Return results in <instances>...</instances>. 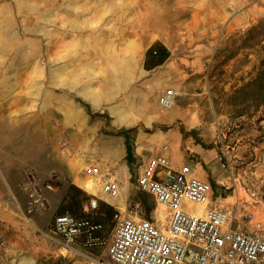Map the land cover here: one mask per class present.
<instances>
[{
  "label": "rangeland",
  "instance_id": "1",
  "mask_svg": "<svg viewBox=\"0 0 264 264\" xmlns=\"http://www.w3.org/2000/svg\"><path fill=\"white\" fill-rule=\"evenodd\" d=\"M263 101L264 0H0V264H90L54 231L61 212L107 242L117 211L165 220L128 154L142 131L264 225Z\"/></svg>",
  "mask_w": 264,
  "mask_h": 264
},
{
  "label": "built area",
  "instance_id": "2",
  "mask_svg": "<svg viewBox=\"0 0 264 264\" xmlns=\"http://www.w3.org/2000/svg\"><path fill=\"white\" fill-rule=\"evenodd\" d=\"M175 102L174 90L161 97L163 106ZM137 180L163 205L165 220L117 211L107 242L102 221L61 212L53 227L65 246L90 264H264L263 222L250 210H239V205L234 210L215 199L210 179L189 166L174 167L167 154L157 153ZM119 181L120 174L111 170L107 183L113 193L119 191ZM187 202L204 207L193 210L185 207ZM106 243L107 256L100 252Z\"/></svg>",
  "mask_w": 264,
  "mask_h": 264
},
{
  "label": "crops",
  "instance_id": "3",
  "mask_svg": "<svg viewBox=\"0 0 264 264\" xmlns=\"http://www.w3.org/2000/svg\"><path fill=\"white\" fill-rule=\"evenodd\" d=\"M162 136L167 137V138H173L174 137L172 133H167V131H163L162 132ZM157 137H158V132H156V133L155 132L154 133H148L146 131H142V132L138 133L137 138H136V144L134 145V149H132V152H133V156H134V159H135V163L138 166L139 173L144 169V167L146 166L149 158L151 156L155 155V152L152 149V142L156 141ZM196 149L200 153H203L201 146H200V148H199V146H196ZM169 151H170L169 155L168 154L167 155L170 157V159L172 161V164H175L178 167L181 166V164L178 163V162L181 161L178 152H176V151L173 152V150L171 151V148H170ZM205 155H204L202 161L205 162L206 165H209L210 156H209V154H205ZM127 167H129L128 164H127ZM194 173L196 175H198V176L202 175L200 177H204L205 176L204 178H207L206 175H208L204 171H201L200 167H198V166L194 167ZM207 179H209V176H208ZM0 182L4 186V189H6L7 181L5 179L3 180L1 176H0ZM193 204L198 205L197 206L198 209H200L201 206H202V204L200 205V203H193Z\"/></svg>",
  "mask_w": 264,
  "mask_h": 264
},
{
  "label": "bare ground",
  "instance_id": "4",
  "mask_svg": "<svg viewBox=\"0 0 264 264\" xmlns=\"http://www.w3.org/2000/svg\"><path fill=\"white\" fill-rule=\"evenodd\" d=\"M68 82H71L72 83V81L71 80H68ZM83 90H86V88L85 87H83L82 88ZM92 96H93V94L92 93H90ZM94 97V96H93ZM94 99V101L96 102V103H98V99L97 98H93ZM127 114H125V113H119L118 115H117V119L118 120H121V121H125L126 120V116ZM116 161V160H115ZM93 173V172H92ZM105 178V177H104ZM46 180H47V178H46ZM88 181V180H87ZM98 182V181H97ZM85 186H86V188H88L89 190H95V183H93V180H90L89 182H86V184H85ZM106 187V186H105ZM194 203H198V202H194ZM202 203H200V205H201ZM204 207V204H202V206H201V208L200 209H202ZM199 209V210H200Z\"/></svg>",
  "mask_w": 264,
  "mask_h": 264
},
{
  "label": "trees",
  "instance_id": "5",
  "mask_svg": "<svg viewBox=\"0 0 264 264\" xmlns=\"http://www.w3.org/2000/svg\"><path fill=\"white\" fill-rule=\"evenodd\" d=\"M262 103H264V101L262 102ZM131 144L130 143H128V154L129 155H131ZM73 213H75V212H73ZM75 214H77V213H75ZM77 215H79V214H77Z\"/></svg>",
  "mask_w": 264,
  "mask_h": 264
}]
</instances>
